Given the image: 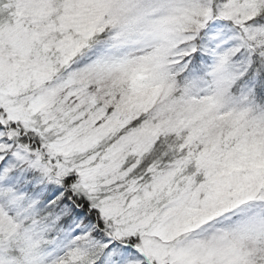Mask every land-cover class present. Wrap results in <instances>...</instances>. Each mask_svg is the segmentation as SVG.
<instances>
[{
  "label": "snow or ice",
  "instance_id": "6c2138e0",
  "mask_svg": "<svg viewBox=\"0 0 264 264\" xmlns=\"http://www.w3.org/2000/svg\"><path fill=\"white\" fill-rule=\"evenodd\" d=\"M0 264H264V0H0Z\"/></svg>",
  "mask_w": 264,
  "mask_h": 264
}]
</instances>
